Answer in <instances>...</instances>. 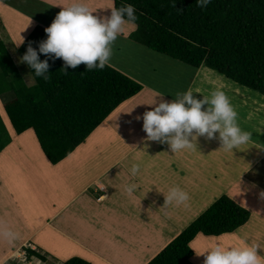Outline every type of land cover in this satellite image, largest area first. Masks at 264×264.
Segmentation results:
<instances>
[{"label": "crops", "instance_id": "0c3cea01", "mask_svg": "<svg viewBox=\"0 0 264 264\" xmlns=\"http://www.w3.org/2000/svg\"><path fill=\"white\" fill-rule=\"evenodd\" d=\"M6 1V5L0 4L2 10L15 7V0ZM143 49L144 54H152V50ZM210 70L206 66L188 68L186 86L180 96L174 92V98L142 84L144 90L138 96L120 106L85 144L56 166L42 152L33 130L22 136L11 131L13 142L0 155V188L4 193L0 194V264H10L27 244L52 253L63 264L74 257L92 264H149L208 209L217 195V200L224 195L231 198L247 209L251 218L231 234L198 235L190 244L194 252L190 262L204 264V256L197 254L216 242L226 246L258 243L261 248L257 254L264 257V144L259 141L264 139V96ZM180 79L171 75V83ZM201 88L222 89L232 105L238 106L242 96L248 107L259 106L252 115L249 109L245 111L261 132L248 125L247 119H238L239 126L247 125L250 133H257L258 137H252L259 140L251 138L237 150L246 148L253 154L242 156V160L232 158L226 170L219 166L208 171L207 160H203L215 145L212 140L222 144L218 132L211 139L197 136L193 149L173 153L167 143L147 141L142 128L143 113L160 102L182 99V93L189 89L195 99L211 97V92L203 94ZM209 107L205 104L202 110ZM133 163L140 164L135 177L129 172ZM208 177H231L234 185L229 188L221 180L208 192ZM98 182L105 185L102 190ZM130 182L137 184L131 196L124 191ZM92 186H96L94 191ZM172 186L189 194L185 204L166 207V194ZM32 192L37 196L30 195ZM5 231L14 238H6Z\"/></svg>", "mask_w": 264, "mask_h": 264}, {"label": "trees", "instance_id": "16d2710c", "mask_svg": "<svg viewBox=\"0 0 264 264\" xmlns=\"http://www.w3.org/2000/svg\"><path fill=\"white\" fill-rule=\"evenodd\" d=\"M119 8L132 4L138 20L130 39L149 50L198 70L203 66L264 96V0H211L206 8L196 0H112ZM38 19V18H37ZM34 28L20 47L23 57L31 46L48 71L29 87L6 45L0 40V96L3 116L17 136L33 130L48 161L56 166L70 157L124 103L144 86L106 65L88 71L85 64L68 66L54 54L39 53L47 39L45 27ZM45 77H48L47 79ZM13 142L0 116V155ZM250 212L228 196L220 197L149 264H192L190 247L200 234L219 237L246 225ZM29 258L48 261V254L23 249ZM64 264H92L74 257Z\"/></svg>", "mask_w": 264, "mask_h": 264}, {"label": "clouds", "instance_id": "9594fccd", "mask_svg": "<svg viewBox=\"0 0 264 264\" xmlns=\"http://www.w3.org/2000/svg\"><path fill=\"white\" fill-rule=\"evenodd\" d=\"M210 3L211 0H196V5L201 9ZM137 20L136 8L132 4L113 7L109 16L101 18L94 15L81 0H73L68 6L62 7L51 25L45 29L47 39L40 43L39 53L62 58L65 71L68 66L76 68L82 63L88 71L102 70L110 63L113 42L127 28L137 26ZM21 62H26L34 69L36 76H44L49 69L48 61H40L37 51L31 46L27 48ZM205 104L210 107L202 110ZM136 119L140 120L141 117L137 116ZM142 120L147 141L167 143L173 153L193 149L195 145L192 141L197 136L206 135L211 139L218 132L222 141L221 149L224 151L238 149L248 144L252 137V133L239 126L238 113L220 88L211 92V99L205 97L203 100L195 99L189 89L182 93V99L171 103L160 102L152 110L144 112ZM193 132L196 135H192ZM129 172L131 176H137L140 164L133 163ZM98 187L102 190L105 185L98 182ZM136 187L135 182H130L125 185L124 191L131 196ZM188 200L189 194L186 191L179 186H172L166 194V207L173 203L185 204ZM3 235L9 239L14 238V234L8 231ZM258 248H261L258 243L226 246L216 242L197 255L204 256V264H264V257L257 254Z\"/></svg>", "mask_w": 264, "mask_h": 264}, {"label": "rangeland", "instance_id": "374dc122", "mask_svg": "<svg viewBox=\"0 0 264 264\" xmlns=\"http://www.w3.org/2000/svg\"><path fill=\"white\" fill-rule=\"evenodd\" d=\"M72 2L73 0H60V1L59 0H15L14 1V3H16L15 7H8L7 9L5 8V10H2L1 9L2 6L0 5V40L6 43L19 69L20 75L22 76V78L25 80L26 84L29 87H33L35 81L26 63L21 62V58H22L20 54L21 45L25 41L27 35L30 34L33 28V22L41 23L46 27L50 26L48 24L49 23L51 24V21L53 22L55 16L58 14L59 11H61L62 7H66ZM81 2L85 4L93 12L94 15L101 18L109 16L112 8L114 7V1L112 0H81ZM5 3H8V1L0 0V4L6 5ZM41 19H43V21H40ZM131 28L132 27L127 28L123 35H118L117 40L113 42V44L111 45V47L113 48V55L111 57L109 65L113 66L120 72L121 70H128L127 73H125L126 72L125 71L124 74L126 75L130 74L131 76L134 77L133 78L129 75L132 79L135 80L138 79V81L140 80L139 82L141 84L146 83L158 88L159 90H163L165 91L166 94H168V96L171 95L172 97L175 96L174 92L176 94L178 92H181L182 88L186 86L185 84L187 79L186 77L187 75H189L188 68L191 69L193 68L183 62L172 60L167 56L158 54L154 51L151 52L152 53L151 55L144 54L145 53L143 49L144 46L135 43L129 38L130 35L134 32L133 30H131ZM171 75L174 77L183 78L185 80L180 79L181 83L179 81L177 83H171ZM201 89L204 90L203 94L208 93V91L212 92L211 90H213L211 88L208 89L201 88ZM208 98L211 99V97ZM240 98H241L240 104L237 106L234 103L233 105V107L238 113V119L240 117L243 121L247 119V122L249 123L248 125H250L257 132H259L258 128L260 127H258L257 124H254L255 126L251 124L250 122H252V119L249 120L248 117L246 116L247 111H249L250 115H252L253 114L252 112L253 111L256 112L259 106L249 104L248 107V101H246L242 96ZM11 99H12V93H7L3 96H0V116L2 117L3 122L5 123L10 135H11V131L13 132V130L12 128L11 129L9 128L7 122L8 119L3 116L4 113L2 106ZM245 108L249 110L245 111ZM242 129L250 132V129L247 125L246 126L243 125ZM252 135L257 136V133ZM251 138L254 140H259L253 137ZM259 141L264 144V139H262V141L261 140ZM212 142L215 145L211 146L208 153V159L205 157L203 158V160H207L208 171L209 169L211 170L217 169L219 168V166L220 168L223 167L224 168L223 170H226L227 166L232 165L231 162L232 158L236 159L237 157L238 159L240 158V160H242V156L249 157L253 154L252 150H247L246 148L243 149L242 151L233 149V151H228L227 153V151L221 149L222 144L218 143L216 139L212 140ZM254 151L256 152L257 150ZM221 159H223V162L217 163L220 162ZM210 165L212 168L210 167ZM212 179L215 180L214 183L211 182L210 185V181H212ZM221 180H224V186H228L229 188H231L234 185L233 179L231 177L225 179L221 177H217V178L208 177V182L206 183V188L207 190L209 189L208 192H211L210 189L219 186ZM224 188L228 189L227 187ZM95 189L96 186L91 187L92 191H94ZM222 190L223 188L219 189V191ZM0 194H4L1 188H0ZM34 194L35 193L33 192L30 193V195L32 196H37L36 194L35 195ZM217 196L213 197V199L211 200V202L207 207L208 209L214 204V202H216L217 199L215 197ZM200 216L201 215H199L197 219ZM49 241H53V240H49ZM27 248L33 249L32 245L29 244H27ZM35 249L36 248H34L33 250ZM36 251L42 254L45 253V256L46 254L50 253L45 250L43 252L42 250H40V248H37ZM50 254L52 257L48 255L47 256L48 261L45 263L35 257L29 258L25 251L19 250L14 255V258L11 259L10 264H63L61 261L58 260L59 258H57L52 253Z\"/></svg>", "mask_w": 264, "mask_h": 264}, {"label": "bare ground", "instance_id": "6f19581e", "mask_svg": "<svg viewBox=\"0 0 264 264\" xmlns=\"http://www.w3.org/2000/svg\"><path fill=\"white\" fill-rule=\"evenodd\" d=\"M59 1H60V0H59ZM62 2H63V1H62ZM62 2H61V3H62ZM61 3H60V4H61ZM40 21H43V19H41ZM45 23H46V21H45ZM48 23H49V21H48ZM51 23H52V21H51ZM48 25H51V24L49 23ZM48 27H49V26H48Z\"/></svg>", "mask_w": 264, "mask_h": 264}]
</instances>
